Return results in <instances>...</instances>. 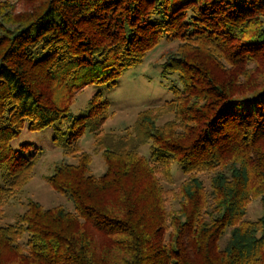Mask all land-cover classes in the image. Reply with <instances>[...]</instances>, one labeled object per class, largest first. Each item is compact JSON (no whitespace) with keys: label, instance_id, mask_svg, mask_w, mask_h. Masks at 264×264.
<instances>
[{"label":"trees","instance_id":"obj_1","mask_svg":"<svg viewBox=\"0 0 264 264\" xmlns=\"http://www.w3.org/2000/svg\"><path fill=\"white\" fill-rule=\"evenodd\" d=\"M17 1L31 9L0 0V217L44 154L25 131L52 130L65 161L45 180L73 210L29 199L0 226V264H264V0ZM162 43L170 100L118 135L101 92L73 115Z\"/></svg>","mask_w":264,"mask_h":264},{"label":"rangeland","instance_id":"obj_2","mask_svg":"<svg viewBox=\"0 0 264 264\" xmlns=\"http://www.w3.org/2000/svg\"><path fill=\"white\" fill-rule=\"evenodd\" d=\"M6 1V0H2ZM15 3L16 12H27L31 7L17 0H9ZM175 43L164 44L151 51L146 59L133 68L124 72L115 85L103 83L89 84L77 95L71 107L73 115L83 113L94 94L101 92L105 100L110 104L111 117L105 123V133L113 132L116 135L125 133L133 127L140 112L161 105L170 100L171 89L179 85L177 75H163L162 55L174 49ZM52 130L39 133L23 132L17 143L32 144L33 147L41 148L44 151L43 157L34 170L33 179L25 188L22 195L5 208L4 215L0 217V226L12 223L17 214L26 209L29 199L41 203L45 208L62 205L73 210L72 203L64 196L56 193L46 183L45 177L52 173L53 167L65 161L62 150L56 148L52 142ZM31 146V147H32ZM82 148L93 156V173L97 176L105 171V164L99 151L96 152L95 136L87 134L82 138ZM29 151L28 153H30ZM142 153L148 154V146L142 149ZM73 162V160L71 161ZM176 180H180L181 171L178 166L173 169ZM262 215V207L259 200H255L249 206L247 218L257 220Z\"/></svg>","mask_w":264,"mask_h":264}]
</instances>
